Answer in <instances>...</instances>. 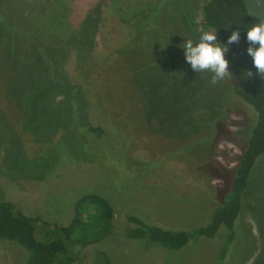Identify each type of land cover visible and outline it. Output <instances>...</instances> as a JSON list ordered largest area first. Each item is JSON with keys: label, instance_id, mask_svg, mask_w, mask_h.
Segmentation results:
<instances>
[{"label": "rangeland", "instance_id": "374dc122", "mask_svg": "<svg viewBox=\"0 0 264 264\" xmlns=\"http://www.w3.org/2000/svg\"><path fill=\"white\" fill-rule=\"evenodd\" d=\"M250 4L257 21L264 19V0ZM202 6L203 0H0V195L26 215L42 216L41 242L64 239L57 226L70 223L85 194L104 197L116 213L114 235L71 264H105L98 252L111 264L218 261L221 233L170 250L127 236L126 218H119L205 225L254 124V109L231 98L228 76L213 84L211 73H196L184 61L180 44L205 31ZM52 58L67 75L86 80L91 107L78 118L101 135L84 129L82 136L79 119L69 121V114L57 122L25 109ZM224 100L226 109L214 106ZM252 172L222 264H264V154ZM26 260L24 248L0 241V264Z\"/></svg>", "mask_w": 264, "mask_h": 264}, {"label": "trees", "instance_id": "16d2710c", "mask_svg": "<svg viewBox=\"0 0 264 264\" xmlns=\"http://www.w3.org/2000/svg\"><path fill=\"white\" fill-rule=\"evenodd\" d=\"M202 15L203 28L215 30L217 40L221 43L235 28L243 30L250 24L258 23L257 13L252 8L250 0H203ZM19 27L20 30L21 27ZM244 36L242 32L240 40L229 45V52L225 54L231 73V76H228L227 88L231 98H238L251 106L257 115L250 133L246 134L235 166L230 174L224 176V184L218 190L219 198L214 199L216 206L208 213L209 215L207 214L206 221H209L205 225L184 229L151 223L140 215L128 214L119 217L120 224L126 218L122 229L126 231L127 236L145 239L149 243L161 245L170 250H179L199 237L211 239L221 233L224 239L216 255L218 261L214 264L224 262L229 246L235 239V222L243 211L245 190L250 176L259 157L264 154V75L257 74L252 66L251 58L246 55L247 44ZM47 64V68L50 69L48 77L44 80V84L41 83L43 87L37 90L35 88L33 92H30L35 103L27 104L25 109L34 110L38 116L47 113L53 121L57 122L66 114H69L67 115L70 118L67 117L69 121L79 119L78 114L81 115V113L86 114L87 117V110L91 105L82 86L86 80L82 81L80 74L67 75L58 58L50 59ZM74 70L76 73L79 71L76 67ZM110 90L113 95L117 93L115 87ZM222 103L214 104V106L221 105L222 110L229 106L227 100ZM217 117L216 115L214 119ZM86 122L85 116L77 121L82 136H84V129L101 135L100 127L88 125ZM213 124L212 121L211 126ZM66 125L67 123L60 124L56 135L60 134ZM38 140L41 139H35L41 142ZM115 218V210L104 197L88 193L79 198L70 223L66 226H57L64 234V239L41 242L37 238L36 225L42 221V216L26 215L12 200L0 195V241L15 242L27 251V260L25 263L22 261L21 264H71L81 250L114 235ZM97 255L101 256L98 259L104 260L105 264H111L104 252H98Z\"/></svg>", "mask_w": 264, "mask_h": 264}, {"label": "clouds", "instance_id": "9594fccd", "mask_svg": "<svg viewBox=\"0 0 264 264\" xmlns=\"http://www.w3.org/2000/svg\"><path fill=\"white\" fill-rule=\"evenodd\" d=\"M242 32L245 34L247 44L246 55L251 58L257 74L264 75V19H259L258 23L250 24L243 30L235 28L223 43L217 40V32L210 29L201 31L195 39L183 40L179 48L182 49L185 63L196 73L202 71L211 73V83L215 84L217 80L231 76L228 71L229 61L225 54L229 52V45L240 40Z\"/></svg>", "mask_w": 264, "mask_h": 264}]
</instances>
